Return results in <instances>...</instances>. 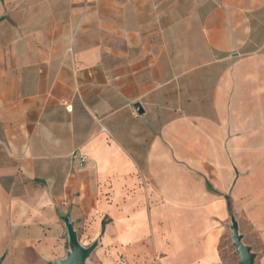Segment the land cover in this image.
<instances>
[{
    "label": "crops",
    "instance_id": "obj_1",
    "mask_svg": "<svg viewBox=\"0 0 264 264\" xmlns=\"http://www.w3.org/2000/svg\"><path fill=\"white\" fill-rule=\"evenodd\" d=\"M228 197L264 263V0H0L4 262L225 264Z\"/></svg>",
    "mask_w": 264,
    "mask_h": 264
},
{
    "label": "rangeland",
    "instance_id": "obj_2",
    "mask_svg": "<svg viewBox=\"0 0 264 264\" xmlns=\"http://www.w3.org/2000/svg\"><path fill=\"white\" fill-rule=\"evenodd\" d=\"M236 218L238 219L240 223V232L244 234V242L250 246H252L253 250L256 253H259L258 247L259 245V239L255 233L254 230L251 229V227L248 225L247 219L242 215H236ZM231 218L227 222V229H226V235L224 236L222 243H221V251L222 256L224 259L225 264H238L240 260V255L236 251L235 246L232 243V237H231ZM69 249V243L66 241L64 249H62L61 254H66L67 250ZM26 252L25 255H18L17 258L12 254V257H8L7 260L3 264H50L48 260L38 256L33 250H27L23 251ZM58 251H55L52 258L58 257ZM120 255L114 259L110 260L108 262V252L104 250L98 251L96 249L92 255L89 258V261L94 264H122ZM57 259V258H56ZM55 260V259H54ZM256 264H264L262 262V259L257 258Z\"/></svg>",
    "mask_w": 264,
    "mask_h": 264
},
{
    "label": "water",
    "instance_id": "obj_3",
    "mask_svg": "<svg viewBox=\"0 0 264 264\" xmlns=\"http://www.w3.org/2000/svg\"><path fill=\"white\" fill-rule=\"evenodd\" d=\"M136 108L142 111L140 103L136 104ZM66 224V237L69 243V249L62 258L49 261L50 264H94L89 261L90 256L96 250L98 242L90 245H84L75 228L74 220L69 214L62 217ZM231 237L232 243L236 251L240 255L238 264H256L257 253L252 246L244 242V234L240 232V224L234 213L231 214ZM5 254L0 255V264L4 263Z\"/></svg>",
    "mask_w": 264,
    "mask_h": 264
},
{
    "label": "built area",
    "instance_id": "obj_4",
    "mask_svg": "<svg viewBox=\"0 0 264 264\" xmlns=\"http://www.w3.org/2000/svg\"><path fill=\"white\" fill-rule=\"evenodd\" d=\"M79 158H80V164H81V165H83V163L86 162V160H87V156L84 155V154H81V155L79 156Z\"/></svg>",
    "mask_w": 264,
    "mask_h": 264
},
{
    "label": "trees",
    "instance_id": "obj_5",
    "mask_svg": "<svg viewBox=\"0 0 264 264\" xmlns=\"http://www.w3.org/2000/svg\"><path fill=\"white\" fill-rule=\"evenodd\" d=\"M228 205H229L230 212L232 214L233 213V209H232V201H231L230 197H228Z\"/></svg>",
    "mask_w": 264,
    "mask_h": 264
}]
</instances>
